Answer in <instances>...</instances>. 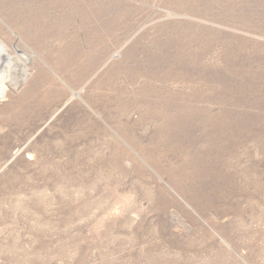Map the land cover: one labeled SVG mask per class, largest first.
Instances as JSON below:
<instances>
[{
  "label": "rangeland",
  "instance_id": "1",
  "mask_svg": "<svg viewBox=\"0 0 264 264\" xmlns=\"http://www.w3.org/2000/svg\"><path fill=\"white\" fill-rule=\"evenodd\" d=\"M0 42V264H264V0H0Z\"/></svg>",
  "mask_w": 264,
  "mask_h": 264
},
{
  "label": "bare ground",
  "instance_id": "2",
  "mask_svg": "<svg viewBox=\"0 0 264 264\" xmlns=\"http://www.w3.org/2000/svg\"><path fill=\"white\" fill-rule=\"evenodd\" d=\"M12 63H13L12 56L8 54L5 45L0 42V93H1V80L5 77L6 72L8 71Z\"/></svg>",
  "mask_w": 264,
  "mask_h": 264
},
{
  "label": "water",
  "instance_id": "3",
  "mask_svg": "<svg viewBox=\"0 0 264 264\" xmlns=\"http://www.w3.org/2000/svg\"><path fill=\"white\" fill-rule=\"evenodd\" d=\"M3 96H0V98H2Z\"/></svg>",
  "mask_w": 264,
  "mask_h": 264
}]
</instances>
